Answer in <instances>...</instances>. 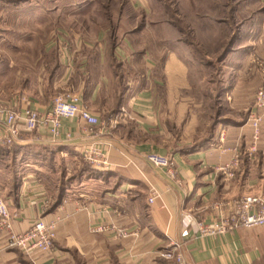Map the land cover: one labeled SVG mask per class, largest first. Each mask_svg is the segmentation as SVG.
<instances>
[{
  "label": "crops",
  "instance_id": "crops-1",
  "mask_svg": "<svg viewBox=\"0 0 264 264\" xmlns=\"http://www.w3.org/2000/svg\"><path fill=\"white\" fill-rule=\"evenodd\" d=\"M194 1L177 0L173 19L152 21L156 11L151 0H129L131 10L144 15H120L112 34L97 33L95 46L85 43L83 28L61 31L60 42L67 36L75 43L72 56L65 51L56 65L47 66L36 89L18 97V107L44 111L58 93L73 91L100 124L93 135H85L83 121L63 119L60 139L53 140L43 129L23 132L6 154L1 152L0 195L7 200L15 230L24 232L44 218L57 222V238L53 253L32 255L6 248L0 239V264H173L162 253L175 242L182 243L187 264H264V226L206 236L198 230L199 220L215 219L216 202L264 196V120L258 152L247 154L258 86L246 98L240 88L243 69L258 73L259 86L264 84V58L257 55L264 54V15H253L248 29L247 24L237 29L238 43H244L242 36L257 35L254 41L234 46L230 38L218 60L222 77L212 83L220 91L210 100L216 107L231 108V114L218 113L206 129L197 128L199 104L191 93L189 69L194 60L211 61L198 44L197 29L186 20L200 11ZM227 16L237 24V15ZM228 20L217 15L210 24L224 28ZM147 30L163 37L156 44V62L151 50L135 41ZM185 33L192 41L183 38ZM244 46L243 58L238 49ZM47 47L53 50V43ZM0 101L11 104L13 98L0 96ZM89 147L104 153L107 167L91 166L97 171L91 172L79 165ZM153 151L174 157L181 183L146 160ZM236 153L239 163L226 179L218 168L231 164ZM153 189L158 195L150 203ZM59 190L63 197L57 202ZM101 225L114 230H94ZM120 228L129 234L117 236Z\"/></svg>",
  "mask_w": 264,
  "mask_h": 264
},
{
  "label": "rangeland",
  "instance_id": "rangeland-1",
  "mask_svg": "<svg viewBox=\"0 0 264 264\" xmlns=\"http://www.w3.org/2000/svg\"><path fill=\"white\" fill-rule=\"evenodd\" d=\"M151 1L152 10L156 11L152 21L171 20L174 18L175 10L180 7V5L177 7V0H159L162 3ZM227 1L229 0H196L194 1L196 9L200 11L195 10L194 15H187L188 19H186L192 30L197 29L195 37L198 44L206 49L211 61L201 63L194 60L195 64L193 62L189 69L192 81L191 93L199 104L197 128L206 129L211 116L215 117L218 113L231 114V108L216 107L217 102L210 100L211 94L216 95L220 91L219 85L212 83L213 80L222 77V68L218 66L220 64L218 60L230 38L235 39L234 46L243 43H238V28L247 24L248 29L249 24L254 22L253 15H264V0H236L239 2L238 5L234 3L235 0H231L228 6ZM235 5L237 9L233 10ZM131 7L129 0H0V96L13 98L22 96L23 93L30 94L36 89L37 82L40 81L38 79L44 77L48 67L51 68L60 58L62 59L65 51L72 56L75 43L67 36H63L60 42L62 30H67V27L80 31L84 29L82 38L85 43L95 46L98 40L97 33L109 30L112 34L120 15L143 14L136 10L133 12ZM165 7H168L167 15L163 10ZM181 15L184 18L183 13ZM196 15L199 17L197 18ZM204 15L207 18L208 15L212 16V21L204 18ZM217 15L228 18L229 25L224 28L216 23L211 25L210 22H215ZM226 15H237V24L235 19ZM179 24L182 26V23ZM152 31L147 30L143 36H135V41L140 39V42L151 50L149 52L150 55L152 54L151 59L156 62V57L154 58V55L158 54L156 44L161 42L163 37L162 35L157 37ZM165 34L164 36L168 37L172 35L168 32ZM183 38L191 40L187 33ZM240 38L244 40L243 45H246L249 40L254 41L257 35ZM51 43L53 50L49 51L47 46ZM247 47L238 49L239 53H243L241 54L243 58ZM257 55L264 58L261 52ZM67 57L69 60L68 55ZM241 75L244 77L240 84L241 94L245 98L250 97L258 86L255 96L261 86L260 83L258 84L260 82L258 73L243 69ZM182 94L187 93L183 91ZM2 149L0 148V154ZM79 165L91 166L83 157L82 160L79 159ZM59 168L64 170L65 167L60 163ZM53 181L52 184L58 183L56 180ZM55 184L52 186L55 187ZM54 190L53 188L52 191ZM58 195L60 190L56 197Z\"/></svg>",
  "mask_w": 264,
  "mask_h": 264
},
{
  "label": "built area",
  "instance_id": "built-area-1",
  "mask_svg": "<svg viewBox=\"0 0 264 264\" xmlns=\"http://www.w3.org/2000/svg\"><path fill=\"white\" fill-rule=\"evenodd\" d=\"M19 98L13 97L11 104L0 101V117L4 125L0 126V148L11 149L23 132H35L43 129L53 140L63 135V119H79L83 121L82 129L85 135H93L94 129L100 124L99 117L92 112L88 105L80 101L79 95L73 91H66L53 98L51 106L40 111L27 105L19 109ZM255 109L251 111L249 121L253 132L247 154L253 157L258 152L262 136L264 120V84L259 87L254 98ZM69 136V134H68ZM82 157L94 168L107 167L108 161L104 153L97 147L86 148ZM146 160L155 167L163 169L170 178L181 183L180 171L174 157L170 154L149 152ZM239 163V154L231 164L219 167L218 171L226 174V179L233 176L231 171ZM158 192L153 189L149 202L153 203ZM214 208L217 215L211 223L198 221V230L201 235H216L239 227L264 226V196L246 195L237 199L216 202ZM95 231H113L114 226L101 225ZM117 236L125 237L129 233L124 228L116 231ZM57 238V222L47 221L44 218L36 219L30 228L24 232L15 230L13 215L10 212L7 200L0 195V239L6 248L19 249L27 255L40 251L51 254L55 251ZM182 243L175 242L162 253V256L173 260V264H187Z\"/></svg>",
  "mask_w": 264,
  "mask_h": 264
},
{
  "label": "trees",
  "instance_id": "trees-1",
  "mask_svg": "<svg viewBox=\"0 0 264 264\" xmlns=\"http://www.w3.org/2000/svg\"><path fill=\"white\" fill-rule=\"evenodd\" d=\"M1 152H3V154H6V152H8V151H7L6 149L3 148V149L1 150ZM84 169L87 170V171H91V172H97L95 169L91 168V166L84 167ZM62 192H63V191H60V195H59V197H58L57 202H58L59 200H61V198L63 197Z\"/></svg>",
  "mask_w": 264,
  "mask_h": 264
}]
</instances>
